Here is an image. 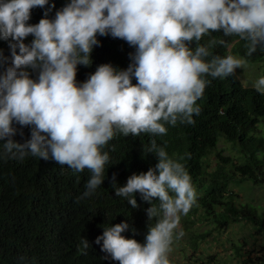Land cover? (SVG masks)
<instances>
[{
    "label": "clouds",
    "instance_id": "1",
    "mask_svg": "<svg viewBox=\"0 0 264 264\" xmlns=\"http://www.w3.org/2000/svg\"><path fill=\"white\" fill-rule=\"evenodd\" d=\"M37 6L45 9L44 17L26 23ZM52 7L49 0H0V40L10 50V58L0 50V157L22 160L30 154L74 172L88 169L82 198L104 181L110 156L103 148L117 132L163 135L165 124L193 123L200 112L196 101L211 83L207 77L234 76L243 68L244 58L213 55L200 43L202 36L222 30L244 41L246 57L264 53V0H68L49 19ZM29 34L33 39L26 44ZM98 35L134 47L131 62L125 69L101 64L77 82V65L90 64ZM28 69L38 71L35 79ZM253 87L264 95V76ZM23 126L30 127V138L18 143L12 137L18 131L23 136ZM147 152L157 157L153 167L132 173L123 186L113 173L111 184L132 208L138 207L137 193L149 203L144 242L122 235L126 221L103 227L95 238L103 259L171 264L173 242L184 235L179 219L196 202L191 177L155 140Z\"/></svg>",
    "mask_w": 264,
    "mask_h": 264
},
{
    "label": "trees",
    "instance_id": "2",
    "mask_svg": "<svg viewBox=\"0 0 264 264\" xmlns=\"http://www.w3.org/2000/svg\"><path fill=\"white\" fill-rule=\"evenodd\" d=\"M67 2L49 0L53 7L48 18H53ZM44 11L38 6L33 8L26 23H38ZM32 39L29 34L23 42L30 44ZM97 39L100 43L93 48L90 64L77 65V82L85 81L101 64L111 63L125 69L131 62L129 54L135 49L126 41L110 35H98ZM221 40L226 43L221 44ZM200 43L209 45L213 55L242 57L247 64L257 65L254 67L264 72V53L257 51L246 57L244 41L238 36L225 37L222 30L211 31L210 35L202 36ZM191 46L195 47V42ZM0 50L10 58L7 41L0 40ZM28 71L30 78L37 77L38 71ZM207 79L211 83L196 101L200 112L193 115V123L178 120L175 126L165 124L163 135L140 133L124 137L117 132L103 148L110 156L105 165V179L88 197L82 198L91 176L88 169L74 172L66 165L30 154L22 160L0 157V264H118L103 259L106 253L95 238L102 234L103 227L126 221L129 229L122 235L144 242L149 223L145 209L149 203L137 193L138 207L132 208L123 198L115 196L111 184L113 173L117 185L123 186L132 173L146 172L157 163L155 154L147 152L152 140L182 163L191 177L196 202L183 215L185 220L209 225L206 234H195L190 239L194 253L199 240L211 232L221 233L230 225L246 223L256 233L264 230V211L242 205L239 196L230 189L245 182L264 187V95L252 87H244L236 75ZM132 83H136L135 78ZM13 126L21 129L19 124ZM22 131L23 136L18 131L12 137L14 141L23 143L30 138L29 126H23ZM211 156L215 159L213 168ZM153 202H157L156 198ZM83 239L88 242L87 247ZM232 260L235 264H264V247H257L245 256L234 252ZM194 262L229 264L214 256L205 260L197 257Z\"/></svg>",
    "mask_w": 264,
    "mask_h": 264
},
{
    "label": "rangeland",
    "instance_id": "3",
    "mask_svg": "<svg viewBox=\"0 0 264 264\" xmlns=\"http://www.w3.org/2000/svg\"><path fill=\"white\" fill-rule=\"evenodd\" d=\"M254 66L257 65L245 63L243 68L236 69L235 75L244 87L254 88V81L260 76H264V72H260ZM214 166L215 159L211 156V168ZM230 189L239 196V202L242 205L247 204L264 211V187H256L245 182L234 184ZM178 230H182L184 235L178 240H174L169 259L186 264H195L194 261L197 257L205 260L210 256H214L217 260L228 261L229 264H235V261L232 260L234 252L245 256L246 253L256 250L257 247H264V230L256 233L255 229L246 223L230 225L221 233L211 232L204 240H199L195 253L189 246L190 239L194 238L195 234H206L209 231L208 223L196 221L192 224L185 220L184 216H181Z\"/></svg>",
    "mask_w": 264,
    "mask_h": 264
}]
</instances>
